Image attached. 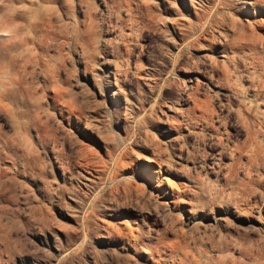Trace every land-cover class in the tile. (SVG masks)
Instances as JSON below:
<instances>
[{
    "label": "rangeland",
    "instance_id": "obj_1",
    "mask_svg": "<svg viewBox=\"0 0 264 264\" xmlns=\"http://www.w3.org/2000/svg\"><path fill=\"white\" fill-rule=\"evenodd\" d=\"M0 264H264V0H0Z\"/></svg>",
    "mask_w": 264,
    "mask_h": 264
}]
</instances>
